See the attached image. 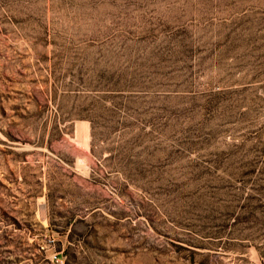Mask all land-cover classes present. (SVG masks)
I'll list each match as a JSON object with an SVG mask.
<instances>
[{
    "label": "rangeland",
    "instance_id": "374dc122",
    "mask_svg": "<svg viewBox=\"0 0 264 264\" xmlns=\"http://www.w3.org/2000/svg\"><path fill=\"white\" fill-rule=\"evenodd\" d=\"M0 264H264V0H0Z\"/></svg>",
    "mask_w": 264,
    "mask_h": 264
}]
</instances>
